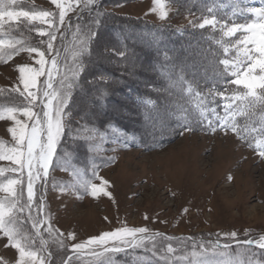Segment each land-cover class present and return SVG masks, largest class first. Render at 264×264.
<instances>
[{
	"label": "rangeland",
	"instance_id": "374dc122",
	"mask_svg": "<svg viewBox=\"0 0 264 264\" xmlns=\"http://www.w3.org/2000/svg\"><path fill=\"white\" fill-rule=\"evenodd\" d=\"M110 2L99 0V10L107 15L101 17L103 23L97 26L93 23L96 12L89 13L84 8L83 0H71L74 10H70L66 16V21L70 20L71 23L61 26L54 42L61 53L60 75L67 72L70 76L74 67L73 54L80 47V40L87 37L89 30L98 33L89 42V52L82 57L84 68L79 73V81L72 90L69 104L71 123L58 148L60 156L55 161L56 166L50 169L45 207L41 213L50 216L52 228L59 230L57 235L64 234L61 239L65 248L58 246L55 237L49 238L48 226L45 225L41 233L48 241L47 251L41 252L39 238L35 239L32 249L44 257L47 264H63L68 255L73 256L72 264H97L91 249L85 248L78 256L67 249L74 243L87 241L122 226L147 227L149 234H161L155 241L156 255L152 254L151 245L147 251L129 248L126 253L117 254L116 264H189V261L196 259H205L208 264H226L229 260L233 264H247L250 259L264 262V252L238 243L249 239L256 243L260 236H264V156L247 148L233 131H185L163 146L152 143L144 147L142 141L147 140L150 125L146 126V132L138 135L140 120L133 106L123 93L116 90V86L106 84L104 76H98L102 74L103 66L113 68L119 65L128 80L133 77L148 92H162L155 82L149 80L151 77L142 75L152 72L146 57L136 55L135 46L130 49L131 54L126 60L117 59L118 62H115L106 57L110 51L107 41L111 39L104 30L109 22L114 24L118 17L133 25H158L181 31L212 29L219 33L220 38L233 41L230 47L234 50L236 41L246 33L237 32L232 37H225L223 31L227 24L219 22L201 28L200 24L208 18L190 14L167 0H162L163 10L167 13L163 20L159 18L160 9L157 7L153 10V0ZM243 3L250 8L264 7V0H243ZM17 7L58 11L51 0H20ZM244 17L248 18L249 24L258 20L248 10ZM46 27L38 21L30 25L27 22L5 23L0 29V40L6 43L21 41L44 51L46 44L40 41H46L47 37H40L36 29ZM92 45L94 51L91 55ZM10 52L12 49L9 48L0 52V89L4 90L0 91V110L21 105L23 101L19 92L9 91L17 86L23 90L17 68L22 65L39 67L35 64L38 58L35 53L29 55L27 51H21L9 56ZM110 55L116 59L115 55ZM89 58L92 61L90 69L86 66ZM83 76L84 80L81 81ZM88 76H92V80L87 81ZM40 79L44 80L45 77ZM56 79L59 81L60 76ZM81 82L83 85L91 82L96 89L93 93H85ZM113 83L117 85V81ZM109 121L118 131L109 126ZM12 126L10 121H0V142L4 144V151L15 144L7 131ZM0 167L15 165L4 160L0 161ZM13 176V173L6 172L5 176L0 177V183ZM101 180L107 181L108 186L105 187ZM92 184L105 187L110 197L100 193L93 198L90 195ZM4 195L0 193V198ZM32 214L37 215L35 207ZM21 227L34 235L30 222H23ZM232 232L237 233L236 238L228 239L226 234ZM68 233H74L76 240L67 239ZM214 243L221 246L228 244L229 248L213 252L211 245ZM7 244L0 233V264H18V252ZM169 244L177 251L171 260L166 261L161 257ZM202 244L206 255L192 257L191 252H200Z\"/></svg>",
	"mask_w": 264,
	"mask_h": 264
},
{
	"label": "snow or ice",
	"instance_id": "6c2138e0",
	"mask_svg": "<svg viewBox=\"0 0 264 264\" xmlns=\"http://www.w3.org/2000/svg\"><path fill=\"white\" fill-rule=\"evenodd\" d=\"M84 8L89 12H96L93 23L99 26L103 23L101 17L107 15L101 12L99 0H83ZM55 5L57 12L45 9H29L24 10L18 8L20 0H0V29H3L5 23L20 24L27 22H39L41 25H47L45 28H38L36 31L40 37H47V40H41V44H46V49L41 51L39 47L26 44L21 41L14 43H6L0 40V52L5 48L12 49L8 55L19 54L21 51H27L29 55L35 53L38 57L35 64L39 67H31L22 65L17 68L19 73L20 87L10 89L11 92H19L23 97L21 105L7 107L0 110V121H10L13 126L7 131L11 134L15 144L4 151V144L0 142V161L7 160L15 167H0V177L5 176L6 172L14 174L4 183H0V193H4V197L0 198V233L6 238L7 246L14 248L18 252V264H47L46 259L38 255L36 250L32 249L35 239L39 238L41 243V252L47 251V240L41 233V228L47 225L49 238L55 237L60 248H65L63 233H57L59 230L52 228L51 218L43 213L45 207V192L48 184V177L51 168L56 166L55 161L59 159L60 154L58 148L61 146L62 140L66 135V129L71 123L72 110L69 107L72 101V90L77 86L79 81V73L83 71L84 61L82 57L89 52V42L93 37L97 36V32L89 30L85 39L80 40V47L73 54L74 67L71 75L64 73L60 75L61 55L57 45V33L60 32L61 26H67L71 23L66 21V16L70 10H74L71 0H51ZM154 9H160L159 18L165 19L166 11L163 10L162 0H153ZM248 11L258 20L251 24H238L231 27L225 25L226 30L223 31L225 37H232L237 32L246 33L235 43L237 55L234 62L225 59L222 63L225 65L228 75L231 77L230 83L236 86L231 90V96L226 97L229 100L224 104L227 111L232 108V101H239L238 108L241 115L249 114V106L256 104L261 105L264 110V7H252ZM77 14V20H79ZM217 21L213 18L205 19L200 24L201 28L206 25H215ZM27 26V25H25ZM32 31L31 28L28 29ZM79 31V29H77ZM63 34H61V40ZM19 44V47H17ZM240 45H243L241 48ZM228 48H225V52ZM46 53L48 58H46ZM124 56V52L119 53ZM60 76L59 81L56 77ZM41 77H45L41 80ZM35 89V91H33ZM240 89H243L241 91ZM261 90L259 93L257 90ZM191 91V89H189ZM227 90V89H226ZM0 91H4L0 89ZM222 97L223 92L219 93ZM233 118H225L220 123V130L227 132L229 128L233 132L237 131V125L234 120V113L230 114ZM23 117L24 119H20ZM264 120V116L261 117ZM109 126L114 131H118L115 125L109 121ZM211 130L215 132L216 127L212 126L209 121ZM187 130L191 131L189 127ZM183 135V132L180 133ZM127 135V134H126ZM264 156V153H261ZM229 179H231L229 177ZM101 183L107 187L108 182L101 180ZM105 187L91 185L90 195L95 198L98 194L103 193L110 197V193L105 191ZM39 198V199H37ZM36 209L37 215H33V209ZM147 219V217H145ZM23 222H30L32 232H27L21 227ZM228 239H235L237 233L232 232L226 234ZM161 237L160 233L149 234L147 227H126L122 226L114 231H108L97 237L88 239L80 243H74L68 252L78 254L85 248L92 251L97 264H116L115 257L119 253H126L131 249L149 250L151 245L152 254L156 255L157 247L155 241ZM171 240L172 237H163ZM67 239L76 240L74 233H68ZM238 243L253 245V240L238 241ZM195 247V242H194ZM255 247L264 250V236H260L255 243ZM101 249L97 251L96 249ZM212 251L217 252L223 248L225 251L229 248L228 244L221 246L219 243L211 245ZM177 250L171 244L168 245L161 259L169 261L173 258V254ZM225 254V253H221ZM264 254V253H262ZM192 257L197 258L206 255L204 245H201V251H192ZM255 255V254H254ZM49 254L48 259H50ZM73 256L68 255L63 264H72ZM189 264H208L205 259H196ZM226 264H233L229 260ZM247 264H264L260 260L250 259Z\"/></svg>",
	"mask_w": 264,
	"mask_h": 264
},
{
	"label": "trees",
	"instance_id": "16d2710c",
	"mask_svg": "<svg viewBox=\"0 0 264 264\" xmlns=\"http://www.w3.org/2000/svg\"><path fill=\"white\" fill-rule=\"evenodd\" d=\"M106 1L112 3L111 0ZM167 1L179 5L190 14L213 18L221 24L249 22L244 17L245 8L234 5L229 0ZM125 21L123 17H118V20L113 21L114 24L111 21L106 26L104 31L108 39H111L107 41L110 51L106 53V57L115 62L123 61L131 54L130 49L136 47V55L146 57L153 76L142 75L151 77L149 80L155 82L157 89L162 92H148L133 77L128 80L119 65L113 68L103 66L102 74L98 76H104L106 84L116 86V90L123 93L127 102L133 106L140 120L138 135L142 131L146 132V126L150 125L148 138L142 141L144 147L152 143L163 146L181 132L189 131V127L192 132H213L209 121L220 130L221 121L225 118L232 119L230 114L234 113L237 125L234 133L247 148L256 153H264V120L261 119L264 110L261 105L249 106L247 115L240 114L243 105L238 108L239 101H232V108L227 111L224 108V104L229 102L226 97H230L231 90L236 89L234 85L226 83L231 77L222 63L225 59L234 61L236 50L230 47L233 41L220 38L219 33L212 29L191 28L181 31L158 25H133ZM93 49L94 45L90 50L91 55ZM120 52H124L123 57L119 55ZM117 59L119 60L116 61ZM87 64L90 69V58L87 59ZM92 78L88 76L87 81ZM83 80L84 76L81 81ZM113 81H117V85ZM81 86L85 93H93L96 89L91 82L84 85L81 82ZM221 92L224 93L223 97L219 94ZM228 130L232 131L231 128Z\"/></svg>",
	"mask_w": 264,
	"mask_h": 264
},
{
	"label": "water",
	"instance_id": "95a60500",
	"mask_svg": "<svg viewBox=\"0 0 264 264\" xmlns=\"http://www.w3.org/2000/svg\"><path fill=\"white\" fill-rule=\"evenodd\" d=\"M81 256H84L83 254H80Z\"/></svg>",
	"mask_w": 264,
	"mask_h": 264
},
{
	"label": "bare ground",
	"instance_id": "6f19581e",
	"mask_svg": "<svg viewBox=\"0 0 264 264\" xmlns=\"http://www.w3.org/2000/svg\"><path fill=\"white\" fill-rule=\"evenodd\" d=\"M204 176V175H203ZM203 178V177H202ZM198 201V200H197Z\"/></svg>",
	"mask_w": 264,
	"mask_h": 264
}]
</instances>
